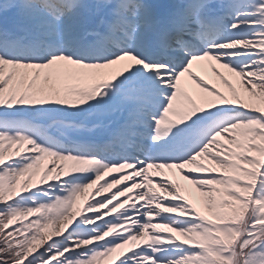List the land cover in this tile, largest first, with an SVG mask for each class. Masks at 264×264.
I'll use <instances>...</instances> for the list:
<instances>
[{"label": "snow or ice", "instance_id": "6c2138e0", "mask_svg": "<svg viewBox=\"0 0 264 264\" xmlns=\"http://www.w3.org/2000/svg\"><path fill=\"white\" fill-rule=\"evenodd\" d=\"M0 264H264V0H0Z\"/></svg>", "mask_w": 264, "mask_h": 264}, {"label": "bare ground", "instance_id": "6f19581e", "mask_svg": "<svg viewBox=\"0 0 264 264\" xmlns=\"http://www.w3.org/2000/svg\"><path fill=\"white\" fill-rule=\"evenodd\" d=\"M106 194V193H105ZM98 198V197H97Z\"/></svg>", "mask_w": 264, "mask_h": 264}, {"label": "rangeland", "instance_id": "374dc122", "mask_svg": "<svg viewBox=\"0 0 264 264\" xmlns=\"http://www.w3.org/2000/svg\"><path fill=\"white\" fill-rule=\"evenodd\" d=\"M82 203H83V201H82Z\"/></svg>", "mask_w": 264, "mask_h": 264}]
</instances>
